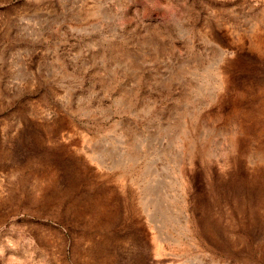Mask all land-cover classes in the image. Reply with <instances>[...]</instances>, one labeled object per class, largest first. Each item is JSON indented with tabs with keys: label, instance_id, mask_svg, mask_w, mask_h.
Segmentation results:
<instances>
[{
	"label": "rangeland",
	"instance_id": "obj_1",
	"mask_svg": "<svg viewBox=\"0 0 264 264\" xmlns=\"http://www.w3.org/2000/svg\"><path fill=\"white\" fill-rule=\"evenodd\" d=\"M0 264H264V0H0Z\"/></svg>",
	"mask_w": 264,
	"mask_h": 264
}]
</instances>
